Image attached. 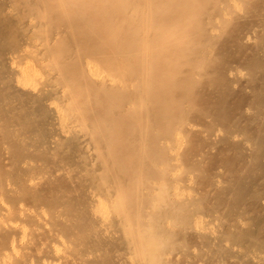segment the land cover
Masks as SVG:
<instances>
[{
  "label": "bare ground",
  "instance_id": "obj_1",
  "mask_svg": "<svg viewBox=\"0 0 264 264\" xmlns=\"http://www.w3.org/2000/svg\"><path fill=\"white\" fill-rule=\"evenodd\" d=\"M257 1L0 0V264H264Z\"/></svg>",
  "mask_w": 264,
  "mask_h": 264
},
{
  "label": "rangeland",
  "instance_id": "obj_2",
  "mask_svg": "<svg viewBox=\"0 0 264 264\" xmlns=\"http://www.w3.org/2000/svg\"><path fill=\"white\" fill-rule=\"evenodd\" d=\"M264 0H262L260 3H259V1H257V5H261L262 4V6H261V8H264V2H263ZM259 3V4H258ZM255 4V3H254ZM253 15V13H251V14H249V16H252ZM248 16V17H249ZM256 15H253V18H250V20H248L249 18H245V19H241V20H236L235 22L236 23H234L233 25H232V28L233 29H236V30H238L239 31V29L241 30H243V29H245L246 30V28L248 29V27H250V25H254V24H259V21H260V19H259V17L257 16V17H255ZM256 18V19H255ZM253 19H255L254 21L255 22H253ZM248 20V21H247ZM253 22V23H252ZM235 27V28H234ZM232 28H229L230 30L232 29ZM232 29V30H233ZM229 30V31H230ZM242 30H241V32H242ZM245 30H243V31H245ZM241 32L239 33L240 35H242L241 34ZM230 33V32H229ZM232 33V32H231ZM242 33H244V32H242ZM243 44V46L241 45V43H240V46H241V48H242V51L244 52L243 54H244V56L243 57H241L243 54L241 53L240 54V57H241V59L243 58H245L246 59V62L248 61V60H250V58L248 59V56L249 57H253V55H256V56H254V57H256L255 58V60H258V61H260V60H264V57L263 58H258L259 56L261 57V56H264V53L262 52V51H264V49L262 50L261 48H260V50L258 49V47L256 48V47H249L248 48V46L247 45H245L244 43H242ZM220 46V45H219ZM229 46H231V45H229ZM229 46H228V48H229ZM263 46V45H262ZM254 48H256V50L254 49ZM258 49V50H257ZM256 51V52H255ZM257 51H259L258 53L260 54V55H258V54H256L257 53ZM262 52V53H261ZM247 55H246V54ZM251 54V55H250ZM258 56V57H257ZM247 57V58H246ZM240 59V60H241ZM242 59V60H243ZM245 59L243 60V61H245ZM251 59H253V58H251ZM239 60V55L238 56H233V58L232 57H229L228 59H227V62H228V64H226V65H229L230 63H237V62H239L238 61ZM228 78V79H227ZM225 79H226V81L228 82L227 83V85H228V87H229V90H230V92H232L231 94H233V96L231 97V101L229 102V104H230V106L231 107H233V109H237V108H240V106L241 107H246V104L247 103H249L250 101H252V99H254L252 96L253 95H251L252 94V92H250V90H249V88H248V86H249V83L247 82L246 84H244V83H242V85H239V84H241V83H237V82H230L231 81V79L226 75L225 76ZM232 83V84H231ZM233 83H236V84H233ZM205 85L207 86H203V88L202 87H199V89L201 88V90H203L204 91V93L205 94H212V93H214V90L213 91H210L211 90V88H210V86L208 87V85H207V82H205ZM245 85H246V87H245ZM248 85V86H247ZM231 86V87H230ZM241 87L244 89H241ZM208 88H210V89H208ZM239 88V89H238ZM248 89V90H247ZM246 90V91H245ZM22 96V95H21ZM23 98H27V99H29L30 98V96L29 95H23ZM238 105H240V106H238ZM48 119L50 118L49 116L47 117ZM46 118V119H47ZM6 119H12V117L11 118H6ZM43 120H41V122H43V124H44V120H45V118H42ZM47 119V121H46V123L48 122V125H45L46 126V128L48 127L49 128V131H47V133L49 134V132H53L54 133V129H51V128H53L52 126H51V124L49 125V120ZM13 120V119H12ZM9 121V120H8ZM12 122V121H11ZM40 122V123H41ZM14 123V122H13ZM12 124V123H11ZM43 124H40L41 126L43 125ZM45 126L44 127H42L43 128V131H44V128H45ZM45 128V129H46ZM47 128V129H48ZM46 129V130H47ZM51 129V130H50ZM40 130H41V128H40ZM46 130H45V132H46ZM1 132V131H0ZM39 132H41L42 133V130L41 131H39ZM39 132H37L38 134H39ZM45 132H43V134H39V135H44V133ZM0 135H1V133H0ZM45 135H47L46 133H45ZM45 135H44V137H45ZM50 135V134H49ZM36 136H37V134L35 135V138H36ZM51 136H53V134H51L50 136H48L47 135V137H51ZM202 136V135H201ZM200 135H196V136H193L192 135V137H194V138H192V140L194 141L195 139L198 141V142H205V139L204 138H202ZM1 137H3L2 135H1ZM39 137V136H38ZM44 137H42V138H44ZM46 137V138H47ZM196 137V138H195ZM39 138H41V137H39ZM41 138V139H42ZM45 138V139H46ZM202 138V139H201ZM37 139V138H36ZM35 139V140H36ZM45 139H44V141L42 142V143H44V142H46L45 141ZM204 139V140H203ZM47 141H48V139H46ZM195 140V141H196ZM36 142H38V144H39V142L41 143V141L39 140L38 141V139H37V141ZM20 142L18 141V144H19ZM41 143V144H42ZM37 144V143H36ZM38 144H37V146H38ZM195 145V144H194ZM22 146V145H21ZM39 146H41V145H39ZM35 147H36V145L34 146V147H32L33 149H35ZM195 147H197V148H193V152L195 151L196 153L199 151H196L195 149H200L198 146H195ZM13 149H11V150H14V147H12ZM16 148H18V146H16ZM40 148V147H39ZM39 148L37 147V152H39L40 154L43 152V155L41 154V155H39L38 153H36V150L34 151L33 149H25V151L23 152L22 150H21V148H19V149H16L15 151H14V153H18V151L19 152H21L20 154L23 156H35V157H37V156H39V157H37V158H40V156H42V158L44 157L45 159H46V157L47 158H50V159H52V157H53V155L48 151V152H45V151H47V150H52V149H49V147L47 148V150L45 149V147H44V150H43V148L41 149L40 148V150H39ZM220 148V147H219ZM18 150V151H17ZM28 151V152H27ZM33 151V152H32ZM223 152V151H222ZM16 153V154H17ZM23 153V154H22ZM34 153V154H33ZM35 153H36V155H35ZM217 153V154H216ZM32 154V155H31ZM219 154V155H218ZM50 155V156H49ZM52 155V156H51ZM192 155V154H191ZM214 157H212L211 156V158L210 159H213V160H210V161H212V162H209L208 161V163L207 164H205V167H206V165H208L209 164V166H208V168L206 167V169L208 170V172L209 173H212L215 169H212L211 167H217V164H218V166H219V164H222V162H225V158L227 157H225V155L226 154H222L221 152L219 153V151L217 152H213V154H212ZM220 156V157H218V156ZM216 157V158H215ZM43 158V159H44ZM45 161H48V159L47 160H45ZM210 165H211V167H210ZM23 168V167H22ZM24 170V169H23ZM33 175V174H32ZM209 175H211V174H209ZM31 191V190H30ZM29 192V191H28ZM33 192V191H32ZM31 193V192H30Z\"/></svg>",
  "mask_w": 264,
  "mask_h": 264
}]
</instances>
